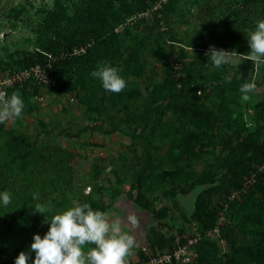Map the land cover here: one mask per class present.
I'll return each mask as SVG.
<instances>
[{
  "label": "rangeland",
  "instance_id": "1",
  "mask_svg": "<svg viewBox=\"0 0 264 264\" xmlns=\"http://www.w3.org/2000/svg\"><path fill=\"white\" fill-rule=\"evenodd\" d=\"M77 5L0 0V82L25 106L0 124V192L11 193L0 204V248L16 253L48 231L36 204L53 216L87 203L134 239L125 264L194 237L187 264H264V164L245 159L264 144V62L248 59L264 0H85L81 13ZM72 21L100 34L85 44L108 58L78 62L85 45ZM210 45L230 62L215 67ZM28 53L35 64L14 65ZM103 61L121 69L120 93L90 75ZM36 65L52 85L23 73ZM246 82L256 85L248 100ZM150 226L162 233L153 243ZM23 252L32 264L35 253Z\"/></svg>",
  "mask_w": 264,
  "mask_h": 264
},
{
  "label": "clouds",
  "instance_id": "2",
  "mask_svg": "<svg viewBox=\"0 0 264 264\" xmlns=\"http://www.w3.org/2000/svg\"><path fill=\"white\" fill-rule=\"evenodd\" d=\"M248 36L251 50L248 59L258 65L264 62V20L257 21L255 30L250 31ZM205 55L215 67L229 63L231 59L229 51L211 45ZM120 72L118 67L103 61L90 75L101 82L104 90L120 93L127 86ZM226 80L230 82L231 77H226ZM255 87L254 82L242 84L239 89L242 99L248 100V94ZM24 107L19 90L12 92L11 96L6 91H0V124L22 117ZM33 199H38V195L34 193ZM10 203L11 193L0 192V204L7 207ZM35 212L44 215L43 223L48 224V231L43 237L33 234L29 246L30 251L35 253L32 264H125V257L134 247L135 241L128 233L121 234L117 224H109L105 213L94 211L87 203L76 204L53 216L46 215L45 207L36 204ZM129 219L132 224L136 223L134 218ZM86 243L95 247L85 255L82 246ZM29 259V255L22 251L14 264H28Z\"/></svg>",
  "mask_w": 264,
  "mask_h": 264
},
{
  "label": "trees",
  "instance_id": "3",
  "mask_svg": "<svg viewBox=\"0 0 264 264\" xmlns=\"http://www.w3.org/2000/svg\"><path fill=\"white\" fill-rule=\"evenodd\" d=\"M84 3H85V0H78V5H77L78 12L81 13L84 11ZM70 26L73 30L82 34V37L78 40H79V42H81L82 44L85 45L84 51H81V53H79V55H77L78 62L91 63V62L96 61L98 59L108 58L107 53H103V51L97 49L96 47H91V46L89 47V46H87L88 44H85L91 38H93V40L97 41V42L101 41L102 38L100 37V34L99 35L96 34V30L87 29L86 26L84 25V23L77 22V21H72ZM66 30L69 33L71 31V29H66ZM103 35H104V32H103ZM72 42H76V41L73 40ZM20 58H17L14 61L15 66L21 65V67L22 66L27 67V66L35 64V62H36L34 59V55L32 53H28L25 59H24V56H22ZM22 58L25 61H22ZM19 92L21 93V91H19ZM181 95H183V94H181V93L176 94V96H181ZM246 158L252 164H257V165L264 164V144L258 145V148L254 149L247 157H245V159ZM240 159L244 160L243 157H241ZM126 195L137 206H138V204L141 205L140 201L137 198H131L128 195V193H126ZM141 206L143 209L148 210L145 206H143V205H141ZM147 236L150 238V241L153 243L162 237V233L158 229H156L155 227L150 226L147 229ZM31 243H32V240L24 241L23 245L17 249L16 253H13V252H11L7 249H4V248H0V264H14L15 258L18 256V254L20 252H22L24 249L29 248ZM254 253H255V251H254Z\"/></svg>",
  "mask_w": 264,
  "mask_h": 264
},
{
  "label": "built area",
  "instance_id": "4",
  "mask_svg": "<svg viewBox=\"0 0 264 264\" xmlns=\"http://www.w3.org/2000/svg\"><path fill=\"white\" fill-rule=\"evenodd\" d=\"M84 49L85 47H81L79 50L84 51ZM41 70V66L36 65L33 67L25 68L23 70V73L27 74V76L30 77V73L33 71L36 76L33 78L35 81L41 84L52 85L54 83L52 77L47 76V74H45V72ZM0 91L7 92V90L1 85V82ZM196 240L197 237H194L192 239H189L187 243L177 245L173 249H166L162 251H157L155 253H147V260L142 264H187L192 258L190 244L196 242ZM143 249H145V247H143Z\"/></svg>",
  "mask_w": 264,
  "mask_h": 264
},
{
  "label": "crops",
  "instance_id": "5",
  "mask_svg": "<svg viewBox=\"0 0 264 264\" xmlns=\"http://www.w3.org/2000/svg\"><path fill=\"white\" fill-rule=\"evenodd\" d=\"M126 196H127V195H126ZM127 198H128V197H127ZM128 200H130V199L128 198ZM130 201L132 202L133 205H135L136 207H138V206H137L132 200H130ZM139 212H141L140 215H139V217H142L143 214H144L143 212H146V211H141V210H139Z\"/></svg>",
  "mask_w": 264,
  "mask_h": 264
}]
</instances>
